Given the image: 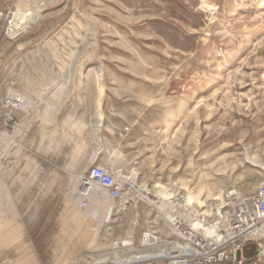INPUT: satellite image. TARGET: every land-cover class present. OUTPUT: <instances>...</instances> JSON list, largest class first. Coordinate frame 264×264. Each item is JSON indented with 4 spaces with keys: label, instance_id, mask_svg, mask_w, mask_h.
I'll list each match as a JSON object with an SVG mask.
<instances>
[{
    "label": "rangeland",
    "instance_id": "rangeland-1",
    "mask_svg": "<svg viewBox=\"0 0 264 264\" xmlns=\"http://www.w3.org/2000/svg\"><path fill=\"white\" fill-rule=\"evenodd\" d=\"M169 1L33 0L26 33L0 41V264L17 251L36 264L124 258L153 217L143 195L201 203L262 182L264 0ZM10 93L28 109L6 110ZM93 163L124 176L136 205L95 189L79 209ZM63 202L90 234L72 258L58 252Z\"/></svg>",
    "mask_w": 264,
    "mask_h": 264
},
{
    "label": "built area",
    "instance_id": "built-area-1",
    "mask_svg": "<svg viewBox=\"0 0 264 264\" xmlns=\"http://www.w3.org/2000/svg\"><path fill=\"white\" fill-rule=\"evenodd\" d=\"M34 11L33 0H8L0 6V41L12 44L23 36L28 30L24 21ZM2 104L13 112L28 109L25 99L13 93L6 94ZM94 149L98 151L97 146ZM261 175L262 182L253 192L226 189L198 207L184 192L172 188L166 199L150 201L153 217L146 220L135 245L133 241L122 245L124 258L101 264H264V165ZM81 181L73 195L83 210L89 209L90 199L98 203L87 187L114 204L129 200L136 205L134 188L124 176L105 167L91 164Z\"/></svg>",
    "mask_w": 264,
    "mask_h": 264
},
{
    "label": "crops",
    "instance_id": "crops-1",
    "mask_svg": "<svg viewBox=\"0 0 264 264\" xmlns=\"http://www.w3.org/2000/svg\"><path fill=\"white\" fill-rule=\"evenodd\" d=\"M129 176H136V173L129 172ZM67 184H65L66 186ZM62 203V202H61ZM64 203V202H63ZM66 203V202H65ZM62 204L61 209L70 210L56 212V216L60 222L61 230H59L58 236V252L59 254H64L66 257L76 256L84 247L89 243V232L88 227L81 217L75 213L74 207H69L68 205ZM80 209L79 205L76 204ZM73 210V212L71 211ZM89 223V222H88ZM61 234V235H60ZM89 234V235H86ZM57 252V253H58ZM11 264H36L34 255L29 256L28 252L17 251L15 255L11 258Z\"/></svg>",
    "mask_w": 264,
    "mask_h": 264
},
{
    "label": "bare ground",
    "instance_id": "bare-ground-1",
    "mask_svg": "<svg viewBox=\"0 0 264 264\" xmlns=\"http://www.w3.org/2000/svg\"><path fill=\"white\" fill-rule=\"evenodd\" d=\"M15 123V122H14ZM19 152V151H18ZM18 152H17V154H18ZM132 176V175H131ZM132 177H136V176H132ZM82 185V181H81V178H80V186ZM1 187V186H0ZM131 187H133V186H131ZM134 188V187H133ZM95 190V188L94 187H87V192H88V195H89V193L90 194H92L93 193V191ZM97 190V189H96ZM146 196H147V198L150 200V201H153V202H157V198L155 197V196H149V194L147 193L146 194ZM150 198H152V199H155L156 198V200H152V199H150ZM199 199L197 198V197H192V198H189V202H191L193 205H195V206H199V204H200V202L198 201ZM194 203H196V204H194ZM97 212V211H96ZM96 212H94V215H96ZM98 214V213H97ZM110 215H111V209H108L107 211H106V214L105 215H103V216H99V215H96L102 222H107L108 220H109V217H110ZM96 217V218H97ZM117 259H120V256H115L114 255V257L110 260V259H106V260H104L103 262H97V263H95V264H101V263H104V262H106V261H116Z\"/></svg>",
    "mask_w": 264,
    "mask_h": 264
},
{
    "label": "trees",
    "instance_id": "trees-1",
    "mask_svg": "<svg viewBox=\"0 0 264 264\" xmlns=\"http://www.w3.org/2000/svg\"><path fill=\"white\" fill-rule=\"evenodd\" d=\"M168 3H170V6L172 5V3L168 0Z\"/></svg>",
    "mask_w": 264,
    "mask_h": 264
}]
</instances>
